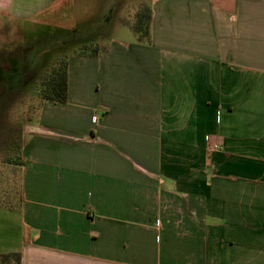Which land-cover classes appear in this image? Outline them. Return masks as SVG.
<instances>
[{"label": "crops", "instance_id": "0c3cea01", "mask_svg": "<svg viewBox=\"0 0 264 264\" xmlns=\"http://www.w3.org/2000/svg\"><path fill=\"white\" fill-rule=\"evenodd\" d=\"M148 7L151 44L71 57L26 129L21 264H264V0Z\"/></svg>", "mask_w": 264, "mask_h": 264}, {"label": "rangeland", "instance_id": "374dc122", "mask_svg": "<svg viewBox=\"0 0 264 264\" xmlns=\"http://www.w3.org/2000/svg\"><path fill=\"white\" fill-rule=\"evenodd\" d=\"M153 1L11 0L8 8H0V81H3L0 84V208L12 207L19 202L20 150L26 129L38 123L42 82L66 59L94 57L82 55L111 44L135 40L133 25L138 13L144 6H151ZM34 39L43 46L55 41V45L50 46L54 49L42 55L45 59L33 81L21 89L19 74L22 66L33 72L28 66L35 55L34 47L30 46ZM12 54L18 58H7ZM27 54L29 61L26 63L23 57ZM7 63L15 69L9 70ZM96 118L98 120V116ZM9 232L15 234V230ZM9 232L0 231V236L5 234L9 240ZM3 246L0 242V264H14L4 262L3 255L9 253L1 249Z\"/></svg>", "mask_w": 264, "mask_h": 264}, {"label": "trees", "instance_id": "16d2710c", "mask_svg": "<svg viewBox=\"0 0 264 264\" xmlns=\"http://www.w3.org/2000/svg\"><path fill=\"white\" fill-rule=\"evenodd\" d=\"M152 11L149 7H143L138 13L137 20L133 25V30L141 44H151ZM99 49L90 54H81L96 56ZM18 73V72H17ZM21 74V72H20ZM19 74V77H21ZM42 103L50 101L54 103H67L68 101V59L62 61L55 67L51 74L41 84ZM4 262L21 264L20 253H9L3 255Z\"/></svg>", "mask_w": 264, "mask_h": 264}, {"label": "flooded vegetation", "instance_id": "af4514ba", "mask_svg": "<svg viewBox=\"0 0 264 264\" xmlns=\"http://www.w3.org/2000/svg\"><path fill=\"white\" fill-rule=\"evenodd\" d=\"M38 42H39V40H37V39H34L33 41H32V43H31V45L30 46H33L34 47V50H33V52H35V55H34V57H32V60H31V66H28V67H32V69H33V72H30V71H28L27 70V67H24V65L22 66V72H21V74H20V78L22 79V83H21V89H25L29 84H31V82L33 81V79H34V77L36 76V74H37V72H38V70L41 68V62L45 59V58H43L42 57V55H44L45 53L46 54H48L49 52H52L53 51V47H50L53 43V45H55V41L53 42V43H51V45H46V46H43V45H41V44H38ZM57 42V41H56ZM38 44V45H37ZM63 45H65V44H63ZM62 45V46H63ZM29 46V45H28ZM39 52H42V53H40V55L38 56L37 54L39 53ZM18 58L17 57V55H10V56H8L7 58ZM23 59L25 60V62L27 63V61H29V55L27 54V55H25L24 57H23ZM5 66V65H4ZM6 67L9 69V70H11V69H15V66H13L12 64H10V63H7L6 64ZM6 67H4V68H6ZM12 71V70H11ZM1 83H3V81H0V84ZM20 90V89H19ZM18 90V91H19ZM17 93V92H16ZM16 93H15V95H16ZM15 95H14V97H15ZM13 97V98H14ZM12 98V99H13Z\"/></svg>", "mask_w": 264, "mask_h": 264}]
</instances>
